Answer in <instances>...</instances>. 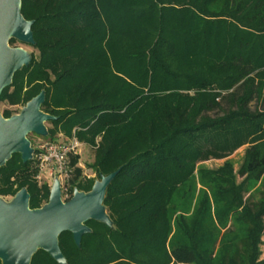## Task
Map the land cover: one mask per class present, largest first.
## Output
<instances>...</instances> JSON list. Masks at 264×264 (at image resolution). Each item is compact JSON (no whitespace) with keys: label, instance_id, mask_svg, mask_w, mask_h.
I'll return each mask as SVG.
<instances>
[{"label":"trees","instance_id":"trees-1","mask_svg":"<svg viewBox=\"0 0 264 264\" xmlns=\"http://www.w3.org/2000/svg\"><path fill=\"white\" fill-rule=\"evenodd\" d=\"M20 12L36 54L0 103L44 90L47 137L91 148L97 178L119 171L103 201L113 227L86 222L79 247L61 233L66 264H264V0H21ZM68 163V192L90 191L78 156ZM35 173L12 155L0 197L25 188L40 208ZM30 264L57 263L38 250Z\"/></svg>","mask_w":264,"mask_h":264},{"label":"water","instance_id":"water-1","mask_svg":"<svg viewBox=\"0 0 264 264\" xmlns=\"http://www.w3.org/2000/svg\"><path fill=\"white\" fill-rule=\"evenodd\" d=\"M21 0H0V95L12 82L15 72L29 65L31 53L21 47H11L9 41L34 45L33 21L23 18ZM45 91L27 102L18 114L4 118L0 114V168L14 154L23 163L31 161L34 149L28 139L32 134L47 137V122L57 117L44 113L41 106ZM119 171L100 176L88 192L73 190L67 201L61 199L60 181L54 178L47 203L37 209L29 208V194L25 188L9 201L0 197V262L1 264H30L33 255L42 250L57 264H66L60 251L58 237L69 232L76 246L91 233L88 221L109 228L113 223L103 205L107 187Z\"/></svg>","mask_w":264,"mask_h":264},{"label":"rangeland","instance_id":"rangeland-1","mask_svg":"<svg viewBox=\"0 0 264 264\" xmlns=\"http://www.w3.org/2000/svg\"><path fill=\"white\" fill-rule=\"evenodd\" d=\"M10 46L11 47H21L27 50L29 53L36 54V51L32 47L19 43V42H15L11 44ZM22 107H23L22 104L12 106V105H8L6 102H1L0 103V114H3L4 111H9L12 115H15L20 112ZM45 126L47 129L51 127L48 122L45 124ZM69 138H71V136L67 137L64 135V133L60 131H58L54 135L53 140L49 139V137H38L32 134L28 135V139L32 143L33 147L38 144H45V143H50V142L54 144L65 143V141L68 140ZM244 149L245 147H241L229 157V159L232 160V162L234 163L235 169H237L238 167V164L244 152ZM77 150L79 152V154L77 155L78 156V166L82 169V176H81L82 178L80 182L85 183L86 181L91 180V179H94L95 181L99 180V178L96 177L92 169H90V164H92V161H93V150L85 145H81ZM223 161L224 159L223 160H211V161L205 162L204 165L207 167H218L223 163ZM54 178H58V177L49 176L48 173L45 171L41 173H38L37 171V173H35V176H34V179L39 188L42 187L43 185H46L48 189H50V186ZM63 182L64 181L62 180V183ZM1 198L4 201H9L11 199L10 197H1ZM263 239H264V235H263ZM263 253H264V246L261 247V254Z\"/></svg>","mask_w":264,"mask_h":264},{"label":"built area","instance_id":"built-area-1","mask_svg":"<svg viewBox=\"0 0 264 264\" xmlns=\"http://www.w3.org/2000/svg\"><path fill=\"white\" fill-rule=\"evenodd\" d=\"M82 144L72 136L65 143H45L33 147V162L38 173L47 172L49 176H57L60 181L61 199L67 201L71 198L65 185V179L69 176L71 169L69 167V157L79 154L78 148ZM63 177V178H62ZM39 179V177H38ZM64 181L62 183V180Z\"/></svg>","mask_w":264,"mask_h":264},{"label":"crops","instance_id":"crops-1","mask_svg":"<svg viewBox=\"0 0 264 264\" xmlns=\"http://www.w3.org/2000/svg\"><path fill=\"white\" fill-rule=\"evenodd\" d=\"M263 246H264V239H263V237H262V245H261V247H263ZM260 251H261V248H260ZM260 258H261V259H264V253L261 254Z\"/></svg>","mask_w":264,"mask_h":264}]
</instances>
